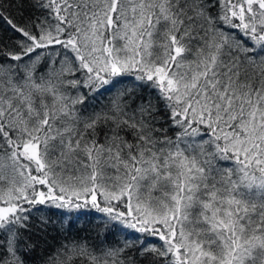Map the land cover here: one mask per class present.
<instances>
[{
    "label": "snow or ice",
    "instance_id": "obj_1",
    "mask_svg": "<svg viewBox=\"0 0 264 264\" xmlns=\"http://www.w3.org/2000/svg\"><path fill=\"white\" fill-rule=\"evenodd\" d=\"M0 29V264H264V0H0Z\"/></svg>",
    "mask_w": 264,
    "mask_h": 264
},
{
    "label": "trees",
    "instance_id": "obj_2",
    "mask_svg": "<svg viewBox=\"0 0 264 264\" xmlns=\"http://www.w3.org/2000/svg\"><path fill=\"white\" fill-rule=\"evenodd\" d=\"M10 35V33L3 32V29H0V37H7ZM60 228L61 224L56 222V218H53V222L48 225V237H47V245H52L54 243H57L60 239ZM93 229L91 227L81 230V226L77 225L73 231L79 232L81 235L85 234V231H92ZM46 245L42 244L39 248L36 249V251L29 257L31 264H41V259L43 256L42 249Z\"/></svg>",
    "mask_w": 264,
    "mask_h": 264
}]
</instances>
